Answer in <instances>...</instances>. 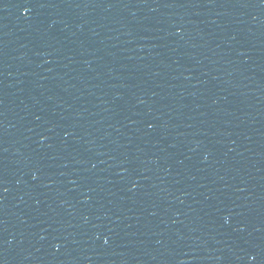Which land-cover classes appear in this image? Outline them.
I'll return each mask as SVG.
<instances>
[{
	"label": "water",
	"instance_id": "95a60500",
	"mask_svg": "<svg viewBox=\"0 0 264 264\" xmlns=\"http://www.w3.org/2000/svg\"><path fill=\"white\" fill-rule=\"evenodd\" d=\"M0 264H264V0H0Z\"/></svg>",
	"mask_w": 264,
	"mask_h": 264
}]
</instances>
